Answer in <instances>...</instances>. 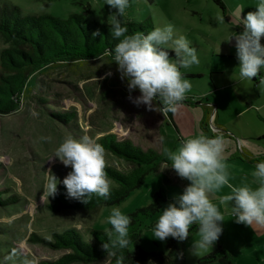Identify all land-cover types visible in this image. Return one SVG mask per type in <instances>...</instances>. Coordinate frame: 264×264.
<instances>
[{"label":"rangeland","instance_id":"obj_1","mask_svg":"<svg viewBox=\"0 0 264 264\" xmlns=\"http://www.w3.org/2000/svg\"><path fill=\"white\" fill-rule=\"evenodd\" d=\"M222 1L230 22L226 21L224 11L214 0H131L123 17L125 22L151 20L153 26L171 22L178 33L192 41L201 63L182 71L192 82L184 101L197 103L196 100L200 99L196 107H193L195 104L182 103L175 113H162L158 103L156 108L134 104L129 99L127 81L121 79L115 62L105 56L79 63L54 64L30 76L21 89L19 108L11 114H0V191L5 198L13 196L17 201L0 206V264H26V261L39 264L57 260L70 250L54 249L36 242V236L52 239L54 232L75 227L84 239L90 241L93 239L92 229L105 230L110 227L106 218L111 208L120 207L129 214L148 206L154 193L164 189L167 201L162 204V209L183 191L184 179L177 176L174 169L165 168L170 162L162 163L158 172L148 173L143 184L120 203L93 211H52L48 207L52 203L51 196L48 197L43 191V172L51 168L62 181L71 170L70 165H63L58 158L53 156L49 159L68 134L75 137L88 134L97 141L105 135L114 134L119 139H129L144 151L154 150L165 158L159 141L161 135L166 137L167 145L174 148L181 137L200 130L194 113H197L196 116L204 114L205 100L211 101L209 93L218 89L219 82L227 80L218 71L235 63L223 56L230 40H222L229 36V29L234 32L241 30L240 6L244 7L241 12L243 17L254 10L256 3V0ZM0 6H17L26 15L50 14L68 18L73 13H79L106 24L110 20V9L105 0H0ZM217 14L225 17L223 24L217 23ZM7 46L0 36V51ZM109 72L111 75H107ZM131 95H139L138 89H134ZM50 110L72 113L73 121L68 126L63 125L48 115ZM209 117L205 133L214 135L213 130L221 132L214 125V114ZM41 137L50 139L42 140ZM224 138L225 153L239 147L240 141L236 136ZM233 145L234 149L228 151ZM105 159L106 166L123 172L133 169L132 165L107 149ZM60 186L63 183H59L57 188ZM159 214L160 211L145 221L141 246L148 252L168 253L167 239L162 241L152 237L151 225ZM197 237L195 229L181 241L178 264H197L200 258L197 260L194 256L198 255L190 251L192 240ZM204 253L209 254L208 251ZM110 261L111 257H107L88 264H108Z\"/></svg>","mask_w":264,"mask_h":264},{"label":"clouds","instance_id":"obj_2","mask_svg":"<svg viewBox=\"0 0 264 264\" xmlns=\"http://www.w3.org/2000/svg\"><path fill=\"white\" fill-rule=\"evenodd\" d=\"M105 3L110 9L109 33L117 40L112 48L105 49V54L115 62L121 79L127 81L129 99L148 108H156L158 103L160 112L175 113L192 88L191 79L182 70L201 63L197 48L184 34L178 33L171 22L154 26L148 32L129 33L123 17L131 0H105ZM243 8H239L242 30L237 33L229 29V36L222 41L235 38L239 81H251L256 77L260 85H264V44L261 43L264 0H256L254 10L241 17ZM216 21L223 24L225 17L217 14ZM91 35L93 38L103 36L99 29ZM134 89L139 91L135 97L131 95ZM213 131L216 134L208 135L197 130L181 137L174 148L167 145L164 135L159 137L162 154L166 162H170L165 168L174 169L177 176L189 183L160 210L151 225L152 237L163 241L171 236L183 241L195 226L198 237L192 240L190 251L193 255L213 248L222 233L225 212L230 213L237 223L264 227V159L255 162L251 181L232 183L224 135L218 130ZM105 154V147L93 136L66 135L49 159L54 156L63 165H70L71 170L62 181L51 168L43 172L44 193L48 197L54 196L57 185L63 183L68 196L85 204L93 196L109 199L113 181L105 170ZM224 187L229 191L222 193ZM106 219L110 227L105 229L107 239L103 240L101 247L108 257L113 258V264H125V250L131 252L134 244L130 235L132 217L120 207H113ZM26 264L32 262L26 261Z\"/></svg>","mask_w":264,"mask_h":264},{"label":"trees","instance_id":"obj_3","mask_svg":"<svg viewBox=\"0 0 264 264\" xmlns=\"http://www.w3.org/2000/svg\"><path fill=\"white\" fill-rule=\"evenodd\" d=\"M54 1V0H47ZM225 13L226 6L222 0H214ZM129 33L140 30L148 32L154 27L151 20L146 22H126ZM110 24L102 23L96 19H88L79 13H73L68 18H61L50 14L26 15L17 6H0V36L8 46L0 51V114H11L19 108L20 92L28 79L37 70L60 63L85 62L98 57L111 58L105 54V49L112 48L116 39L109 33ZM96 29L103 34L92 37ZM172 54V53H170ZM174 55V54H172ZM254 83L259 80L252 78ZM45 101V100H43ZM46 102V101H45ZM187 105L197 104L184 101ZM48 115L68 126L74 114L50 110ZM208 112L205 111V116ZM207 117L202 122V129L206 131ZM114 156L133 166L129 172H123L115 167L106 166L109 177L116 183L112 187L109 199L93 196L87 204L79 199L68 196L66 187L60 186L52 203L48 206L52 211L63 209L97 210L102 206H110L125 200L130 192L140 187L146 175L158 172L162 163L166 162L154 150L144 151L132 144L129 139H119L114 134L105 135L98 141ZM259 158L254 160L255 163ZM167 201L166 191L160 189L154 193L152 202L143 208L129 213L132 217L130 235L134 241L130 252L125 250V264H178L181 253V241L171 236L167 237L168 253L148 252L141 246L142 230L145 221L160 211ZM13 196L5 198L0 191V206L15 204ZM223 228V226H222ZM195 230L191 227L190 233ZM93 239L88 241L80 234L77 228L68 227L62 232H54L52 239L36 236V242L43 243L54 249L70 250L54 261H42L39 264H88L107 258L101 247L103 240L107 239L105 230L92 229ZM108 264H113V258ZM197 264H234L230 253L222 246H217L208 255L201 257Z\"/></svg>","mask_w":264,"mask_h":264},{"label":"crops","instance_id":"obj_4","mask_svg":"<svg viewBox=\"0 0 264 264\" xmlns=\"http://www.w3.org/2000/svg\"><path fill=\"white\" fill-rule=\"evenodd\" d=\"M226 21L230 22L231 18L228 16ZM240 26L242 30V25ZM261 43L264 44V36L261 37ZM223 56L235 61L234 66L227 65L218 71L225 75L227 80L219 82L218 89L209 93L211 101L205 100L204 110L208 112V115L205 116V112L197 116V113L194 114L200 130H203L204 118L209 119V116L214 114V125L221 130L220 133L227 138L236 136L239 139V147L225 153L232 183L238 184L242 180H252L251 171L255 164L253 161L264 157V85H260L259 82L254 83L252 80L239 81V61L236 56L234 37L230 39L227 48L223 51ZM196 101L198 103L193 107L199 105L200 99ZM170 118L172 120V116ZM206 124L208 128V122ZM233 125L236 127H232ZM232 149L234 145L229 147L228 151ZM188 183L189 181L184 179L183 185ZM228 191L227 187L222 189V193ZM221 210L224 211L223 206ZM221 223L222 233L214 247L208 251L209 253L220 245L230 253L234 264H264V227L237 223L227 212H225V221ZM204 255L205 253H201L194 257L198 260Z\"/></svg>","mask_w":264,"mask_h":264}]
</instances>
